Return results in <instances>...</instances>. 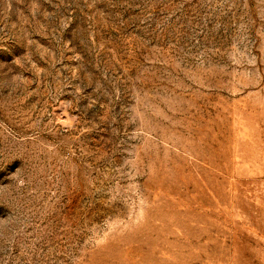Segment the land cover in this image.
<instances>
[{
	"label": "rangeland",
	"instance_id": "1",
	"mask_svg": "<svg viewBox=\"0 0 264 264\" xmlns=\"http://www.w3.org/2000/svg\"><path fill=\"white\" fill-rule=\"evenodd\" d=\"M0 264H264V0H0Z\"/></svg>",
	"mask_w": 264,
	"mask_h": 264
}]
</instances>
